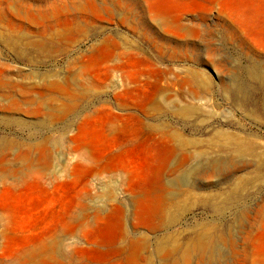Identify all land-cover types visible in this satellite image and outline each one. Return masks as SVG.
<instances>
[{"label": "rangeland", "instance_id": "374dc122", "mask_svg": "<svg viewBox=\"0 0 264 264\" xmlns=\"http://www.w3.org/2000/svg\"><path fill=\"white\" fill-rule=\"evenodd\" d=\"M251 66L264 0H0V264H264Z\"/></svg>", "mask_w": 264, "mask_h": 264}, {"label": "bare ground", "instance_id": "6f19581e", "mask_svg": "<svg viewBox=\"0 0 264 264\" xmlns=\"http://www.w3.org/2000/svg\"><path fill=\"white\" fill-rule=\"evenodd\" d=\"M245 74H246V77H248L250 80L251 79H253V80H256V81H258L259 83H263V80H264V77H263V75H262V72L257 68V67H255V66H251V67H249V68H247L246 70H245ZM196 91V90H195ZM194 91V92H195ZM231 93L233 94V97L235 98V100H233L234 102L233 103H235V104H240V105H243V103H247L248 102V100H250V97H251V94H252V92H251V90H250V88L248 87V85L247 84H245V83H243V82H236L235 84H233L232 85V87H231ZM192 106V105H191ZM190 107V106H189ZM189 107H187L188 109H189ZM181 109V108H180ZM183 109H184V107H183ZM193 109V108H192ZM200 109V108H199ZM190 110V109H189ZM195 110H197V109H195ZM186 111V110H185ZM194 111V110H193ZM182 112H183V110H182ZM181 112V113H182ZM180 113V112H179ZM185 113V112H184ZM186 113H188V112H186ZM186 115V114H185ZM188 115V114H187ZM171 133H173V132H171ZM171 133H169V134H171ZM176 133V132H175ZM218 133V132H217ZM179 135V134H178ZM180 136V135H179ZM174 137H176V136H174ZM181 138V137H180ZM178 139H179V137H178ZM181 139H184L183 137L181 138ZM191 140V139H190ZM242 140V139H241ZM237 142H240V141H238L237 140ZM183 143V142H182ZM189 142L188 141H186V142H184V144H188ZM191 144V143H190ZM196 144V143H195ZM232 144V143H231ZM234 144V143H233ZM235 144H236V142H235ZM241 149H242V147L241 146H239V145H237V147H236V152H238V153H240L241 152ZM201 151V150H200ZM199 151V152H200ZM199 152H198V154H199ZM242 152H243V149H242ZM201 153V152H200ZM245 154H246V152H244ZM236 154V153H235ZM243 154V153H242ZM186 156V155H185ZM190 156V155H189ZM259 159V158H258ZM260 160V159H259ZM209 162V161H208ZM213 162V161H212ZM211 162V163H212ZM221 164V163H220ZM198 165H200V164H198ZM205 165V164H204ZM212 165V164H211ZM260 166L261 167H264V159L261 161V163H260ZM177 167V166H176ZM194 167H196V165L194 166ZM199 166H197V168H198ZM179 168V167H178ZM197 168H193V170H191L192 172H195V171H197ZM191 171L190 172H188V174L190 175L191 174ZM182 172V171H181ZM203 172V171H202ZM187 174V177L189 176ZM192 175V174H191ZM190 175V176H191ZM194 176V175H193ZM196 176V175H195ZM189 178V177H188ZM187 178V179H188ZM176 179H178V178H176ZM184 179V178H183ZM172 181H174V180H172ZM181 181V180H180ZM180 181H178V182H180ZM185 181V180H184ZM173 184H175V182H173ZM187 187L189 188V189H192L193 188V185L191 184V183H189V181H188V183H187ZM191 191V190H190ZM179 193V192H178ZM189 194V193H188ZM190 195V194H189ZM172 197H173V195H172ZM184 197H186V196H184ZM233 200H234V197L233 196H227L222 202H221V204L219 203V204H214L213 203V210L215 211V212H217V213H220L221 212V208H222V206H223V204H226V203H229V202H233ZM178 201V200H177ZM185 201V200H184ZM179 202V201H178ZM177 202V203H178ZM211 202V201H210ZM209 202V203H210ZM176 203V202H175ZM185 203H186V201H185ZM185 205V204H184ZM184 212V206L183 207H180V206H178V205H176L175 207H174V210L171 212V213H169V218L171 219V220H175V219H178V217L180 216V214H181V212ZM210 230V229H209ZM208 231V230H207ZM208 237V236H207ZM210 238V237H209ZM211 240V239H210ZM162 242V241H161ZM204 242V241H203ZM211 242V241H210ZM209 242V243H210ZM215 246H216V243H215V241H213V242H211V244L209 245V247L212 249V252H213V249H215ZM218 249V248H217ZM206 250V249H205ZM218 251H219V249H218ZM190 252V251H189ZM212 255H215V254H213L212 253ZM222 257V256H221ZM150 260H151V258H150Z\"/></svg>", "mask_w": 264, "mask_h": 264}]
</instances>
